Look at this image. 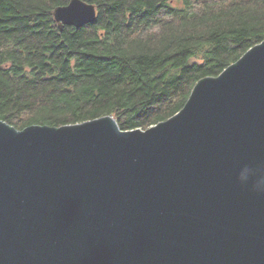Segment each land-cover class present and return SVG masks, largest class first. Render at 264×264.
Here are the masks:
<instances>
[{
  "label": "water",
  "instance_id": "1",
  "mask_svg": "<svg viewBox=\"0 0 264 264\" xmlns=\"http://www.w3.org/2000/svg\"><path fill=\"white\" fill-rule=\"evenodd\" d=\"M60 27L96 19L70 0ZM264 40L146 129L0 119V264H264Z\"/></svg>",
  "mask_w": 264,
  "mask_h": 264
},
{
  "label": "trees",
  "instance_id": "2",
  "mask_svg": "<svg viewBox=\"0 0 264 264\" xmlns=\"http://www.w3.org/2000/svg\"><path fill=\"white\" fill-rule=\"evenodd\" d=\"M69 1L0 0V119L18 129L104 115L146 129L264 40V0H84L95 21L60 27Z\"/></svg>",
  "mask_w": 264,
  "mask_h": 264
},
{
  "label": "clouds",
  "instance_id": "3",
  "mask_svg": "<svg viewBox=\"0 0 264 264\" xmlns=\"http://www.w3.org/2000/svg\"><path fill=\"white\" fill-rule=\"evenodd\" d=\"M236 179L256 193H264V172L260 168L245 164L238 170Z\"/></svg>",
  "mask_w": 264,
  "mask_h": 264
}]
</instances>
